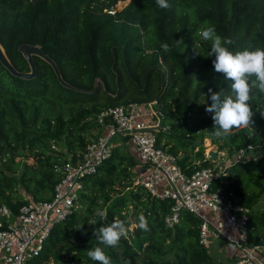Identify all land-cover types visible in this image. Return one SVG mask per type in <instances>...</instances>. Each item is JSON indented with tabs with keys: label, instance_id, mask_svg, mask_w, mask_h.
<instances>
[{
	"label": "trees",
	"instance_id": "trees-1",
	"mask_svg": "<svg viewBox=\"0 0 264 264\" xmlns=\"http://www.w3.org/2000/svg\"><path fill=\"white\" fill-rule=\"evenodd\" d=\"M167 2L170 7L160 9L156 0H0V43L15 69L31 71L19 47L38 45L69 85L41 57H34L32 78L13 74L0 61V205L17 214L29 200L52 199L62 174L58 168L97 138L100 113L134 102L160 104L172 126L171 132L158 133L159 141L178 157L183 151L179 160L187 172L214 165L203 146L196 150L197 144L174 132L206 111L209 88L231 94V82L214 71L215 57H208L211 42L196 33L207 21L234 41L233 52L264 48V0ZM249 104L250 127L214 140L230 156L242 149L262 152L233 163L214 183L252 211L248 244L264 247V95L253 89ZM201 129L212 133V114L194 132ZM136 164L115 150L86 178L77 209L53 227L27 264H98L87 255L97 246L111 264H228L227 255L215 257L201 243L203 220L197 215L181 210L178 222L169 225L174 201L134 186ZM97 209L106 210V219ZM141 214L148 230L130 227L117 247L100 245L93 235L114 218L138 223Z\"/></svg>",
	"mask_w": 264,
	"mask_h": 264
},
{
	"label": "built area",
	"instance_id": "built-area-1",
	"mask_svg": "<svg viewBox=\"0 0 264 264\" xmlns=\"http://www.w3.org/2000/svg\"><path fill=\"white\" fill-rule=\"evenodd\" d=\"M164 120L157 101L103 110L98 118L101 134L76 160L69 159L58 168L62 174L52 199L29 200L17 214L9 206L0 205V264H27L39 255L53 227L77 209L86 178L111 158L121 142L132 146L138 155L133 185L174 201L167 218L169 225L178 222L181 210H187L203 220V245L211 248L214 235L224 243L226 255L234 264H264V247L250 246L247 240L246 223L252 211L233 202L214 183L227 168L213 165L187 172L180 164V156L159 141L160 131L171 132L172 125ZM244 153L245 149L236 153L235 163L248 160L242 158Z\"/></svg>",
	"mask_w": 264,
	"mask_h": 264
},
{
	"label": "clouds",
	"instance_id": "clouds-1",
	"mask_svg": "<svg viewBox=\"0 0 264 264\" xmlns=\"http://www.w3.org/2000/svg\"><path fill=\"white\" fill-rule=\"evenodd\" d=\"M160 9L170 7L167 0H156ZM196 35L204 41L211 42V50L208 57L214 56L213 67L216 73L222 74L224 79L230 81L231 94L222 91L208 89L211 104L206 106V112L212 114V133L217 138H227L234 129L249 128L253 123V112L249 101L253 89L264 95V48H248L233 52L230 50L234 41L217 34L215 26L205 21ZM183 43L182 39L177 42ZM165 52L169 51V45H161ZM197 55L200 52L194 49ZM254 77V79H253ZM101 220L106 219V210L97 209L96 213ZM94 225V224H92ZM136 227L140 230H148V221L143 214L138 217V223L131 218H114V221L100 227H96L93 235L100 245L105 247H117L121 238L126 237L129 228ZM88 257L98 264H111V259L103 248L97 246L87 251Z\"/></svg>",
	"mask_w": 264,
	"mask_h": 264
},
{
	"label": "rangeland",
	"instance_id": "rangeland-1",
	"mask_svg": "<svg viewBox=\"0 0 264 264\" xmlns=\"http://www.w3.org/2000/svg\"><path fill=\"white\" fill-rule=\"evenodd\" d=\"M121 6L123 5L122 4L118 5L117 8ZM207 115H208V112L206 111H201L200 113H196L192 115L187 121L181 122L180 126L177 129H175L174 132L178 136H180L182 139H186L188 141H191L197 144L196 150H198V148L203 146L206 158L209 157L211 151L216 152L219 155V157L217 158V160L216 159L213 160V164L219 166L221 169L228 168L230 165L235 163L237 154L235 153L232 156H230L226 150H223L220 147L221 141L215 143L214 139L217 137H215L213 133L207 130L202 131L203 129L194 132V130H196V128L198 127L201 119ZM146 118H148V116H146ZM166 119L167 118L165 117V120H164L165 124L167 123L170 124V122H168V120ZM101 132L102 130L96 131L94 132V135L97 137L98 135L101 134ZM116 151L122 153L123 155L125 154L127 156H130L134 159L137 158V152L129 144H123L121 142L120 145L117 147ZM249 152L250 153H244V156L242 158L250 159L251 157H255L259 155V153H261L262 151L258 149L256 150L253 149V150H250ZM179 155L182 158L184 156L183 151H180ZM201 163H202V160L197 161V164H201ZM261 203H263V201ZM131 229L133 230L134 227H131ZM227 258H228V261H227L228 264H234V260L231 257L227 256Z\"/></svg>",
	"mask_w": 264,
	"mask_h": 264
},
{
	"label": "water",
	"instance_id": "water-1",
	"mask_svg": "<svg viewBox=\"0 0 264 264\" xmlns=\"http://www.w3.org/2000/svg\"><path fill=\"white\" fill-rule=\"evenodd\" d=\"M19 50L24 55V57L26 58V60L30 64L31 71L28 73H21L15 69V67L10 62L7 54L5 53L4 48L2 47V45L0 43V61L13 74L20 76V77H23V78L34 77L37 73V66H36V63L34 61V57L38 56V57H41L42 59H44L45 61H47L49 64H51L52 67L54 68L58 78L61 80V82L65 85L69 86L68 84H66L63 81L60 70H59L57 64L55 63V61L48 54H46L40 46L31 45V44H22L19 47ZM209 156L211 157L212 160H215L219 157V155L214 151H211Z\"/></svg>",
	"mask_w": 264,
	"mask_h": 264
},
{
	"label": "crops",
	"instance_id": "crops-1",
	"mask_svg": "<svg viewBox=\"0 0 264 264\" xmlns=\"http://www.w3.org/2000/svg\"><path fill=\"white\" fill-rule=\"evenodd\" d=\"M210 252L215 257H217V256H220V257L226 256V250H225L224 243L221 240H219L218 238H216L214 235L211 237Z\"/></svg>",
	"mask_w": 264,
	"mask_h": 264
}]
</instances>
